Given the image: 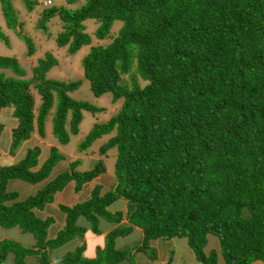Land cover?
<instances>
[{"label":"trees","instance_id":"16d2710c","mask_svg":"<svg viewBox=\"0 0 264 264\" xmlns=\"http://www.w3.org/2000/svg\"><path fill=\"white\" fill-rule=\"evenodd\" d=\"M23 2L28 11L38 3ZM0 10L6 28L25 41L26 54L32 56L34 42L22 32L12 0H0ZM55 16L62 22L56 45L67 46L69 53L91 43L83 21L94 20L98 40L121 21L108 42L90 45L81 58L93 96L110 93L111 101L121 104L106 121L94 122L75 145L86 152L96 139L111 134L89 169L77 170L79 161H71L35 194L20 199L7 182L48 179L63 154L52 145L40 163L41 148L34 145L18 161L0 163V226H17L35 238L30 247L0 240V264L8 254L16 264L28 256L38 264H116L126 254L115 248V238L133 226L142 230L145 248L154 239L185 237L199 261L214 264L215 252L210 250L213 259L207 261L203 248L207 236L215 235L225 264H264V0H84L76 8L45 7L37 26L46 30ZM0 39L7 44L1 29ZM56 63L47 51L26 78L17 58L0 55V108L10 109L16 121L10 153L33 132L44 136L54 97L52 131L62 143L69 139L67 126L78 134L84 110H102L68 95L79 81L45 78ZM3 126L0 122V132ZM104 157L113 160L109 189L95 183L84 201L60 203L64 226L49 237L53 218H41L36 211L69 182L77 191L107 172ZM116 200L125 201L124 212L109 209ZM80 217L87 226L79 224ZM100 220L114 226L94 257L82 255L84 243L52 256L55 248L82 238L89 228L101 233Z\"/></svg>","mask_w":264,"mask_h":264},{"label":"rangeland","instance_id":"374dc122","mask_svg":"<svg viewBox=\"0 0 264 264\" xmlns=\"http://www.w3.org/2000/svg\"><path fill=\"white\" fill-rule=\"evenodd\" d=\"M43 0H37V5L32 11L26 9L23 0H12V6L15 11V15L22 23V32L31 37L34 42L35 53L32 56L26 54L25 41L16 34L12 29L6 28L4 18L0 10V29L7 37V44L0 39V55L14 56L17 58L20 66L26 72V78H30L33 74L32 68L36 65L37 59L43 57L45 52L52 53L57 59V63L53 65L45 74V78L48 80H56L58 82L79 81L78 86L71 91H68V95L77 101H88L102 108L101 111L92 113L88 110L82 112L81 122L78 124V134H72L67 126L69 132V139L62 143L52 131L51 118L55 110L57 99L54 97L53 106L46 118L44 136L40 137L37 132H33L31 137L24 141L14 153H10V130L16 125V121L13 118L10 109L0 108V122H3V128L0 132V163L7 164L9 161H18L23 157L28 148L34 145H38L41 148L40 155L38 157L40 163L47 157L49 147L54 145L58 148L59 152L63 154V158L60 159L50 172L48 179L42 180L36 184H29L20 179H10L7 182V189L16 191L18 198L23 199L28 195H33L38 189H40L46 180L54 178L58 173L64 171L68 167L70 161H79L77 169H89L93 165V160L99 156L98 148L103 144L111 135L106 134L96 139L86 152H81L75 145L84 137L87 131L91 128L94 122H104L111 115H113L119 109L121 100L117 102L111 101V94L105 93L100 97H94L89 88V82L84 77L81 58L89 50L90 45H96L99 43H106L110 39V35H114L118 28L121 26V21L116 20L110 30V35L103 40H98L94 35L96 24L94 20L87 19L83 21L85 31L91 37V43L89 45L82 46L74 53L67 51V46L58 47L55 42V38L61 31L62 22L55 16L47 22L46 30H43L37 26V21L41 17L42 10L45 7L51 5H61L68 8L79 7L84 0H77L74 3H66L65 0H51V3L47 6L42 3ZM9 74V72L7 71ZM40 104L39 96L34 93V105L37 108ZM110 152V151H109ZM104 164L107 167V172L97 176L93 180L85 183L81 190H74V182L71 181L65 185L60 191L54 194L52 202L47 203L43 210L36 211L37 215L41 218L50 216L53 218V222L47 229L49 237L55 236L56 233L64 226L65 214L59 209V204H65L72 206L75 203L84 201L90 194V189L95 183L101 184L102 190L109 189L110 184L113 181L111 176L113 160L110 158H103ZM109 209L114 212L116 210L126 209L125 201L116 200ZM79 224L87 226L88 223L80 217ZM126 222V219H122V223ZM114 226L113 223H108L104 220L99 221L98 228L102 232L111 229ZM89 228V226H88ZM102 233L101 236L92 234L90 228L84 234L82 238L75 237L74 239L65 242L63 245L55 248L52 251V256H63L79 245H85V249L82 253L87 258L95 256L96 247L103 246L105 240ZM142 235L140 231H137L133 226L130 231H127L124 235L115 238V248L121 250L126 254V257L118 260L116 264H160V260H165V264H200L196 260L194 251L189 245L186 244L185 237H175L170 240L158 238L149 242V247H144L142 244ZM10 239L17 241L19 244L30 247L35 243L33 234L29 232H23L19 227L5 228L0 226V240ZM207 247H204L206 253L209 249L215 252V263L224 264L221 255V248L219 239L215 235L207 236ZM142 246L144 251L139 250L137 247ZM138 250H137V249ZM95 253V254H94ZM94 254V255H93ZM155 254V258H151ZM93 255V256H92ZM209 261L212 257H208ZM213 259V258H212ZM214 263V264H215ZM255 262L254 264H259ZM3 264H16L12 254H8ZM24 264H38V260L34 256H28L25 258Z\"/></svg>","mask_w":264,"mask_h":264},{"label":"crops","instance_id":"0c3cea01","mask_svg":"<svg viewBox=\"0 0 264 264\" xmlns=\"http://www.w3.org/2000/svg\"><path fill=\"white\" fill-rule=\"evenodd\" d=\"M134 227H135V229H137V231H140L141 234H142V230H141L139 227H137V226H134ZM107 231H108V230H106L105 232H102V233L105 234ZM102 233H98V234H97V233H92V234H95L96 236L99 237V236L102 235ZM154 240H155V239H154ZM97 247H98V246H97ZM204 247H207V245H205ZM210 250H211V249H209V252H210ZM213 251H214V250H213ZM220 251H221V250H220ZM209 252H208V253H209ZM204 253H205L206 255H208V253H206L205 250H204ZM94 254H95V253H94ZM94 254H93V255H94ZM93 255H92V256H93ZM220 256H222V255H220ZM196 260H197L198 263L203 264V263H202L201 261H199L197 258H196ZM223 261H224V260H223ZM255 262H257V261L252 262V264H254ZM258 262H260V261H258ZM160 264H165V260H160ZM215 264H220V263L216 262ZM224 264H225V262H224ZM259 264H261V262H260Z\"/></svg>","mask_w":264,"mask_h":264},{"label":"built area","instance_id":"2783aa9c","mask_svg":"<svg viewBox=\"0 0 264 264\" xmlns=\"http://www.w3.org/2000/svg\"><path fill=\"white\" fill-rule=\"evenodd\" d=\"M50 2H51V0H44V1H43V4H44V5H47V4H50Z\"/></svg>","mask_w":264,"mask_h":264},{"label":"clouds","instance_id":"9594fccd","mask_svg":"<svg viewBox=\"0 0 264 264\" xmlns=\"http://www.w3.org/2000/svg\"><path fill=\"white\" fill-rule=\"evenodd\" d=\"M43 1H44V0H43ZM43 1H42V3H43ZM70 162H71V161H70ZM75 169H77V166L75 167ZM77 170H78V169H77ZM82 187H83V186H82ZM81 189H82V188H81ZM81 189H80V190H81Z\"/></svg>","mask_w":264,"mask_h":264},{"label":"water","instance_id":"95a60500","mask_svg":"<svg viewBox=\"0 0 264 264\" xmlns=\"http://www.w3.org/2000/svg\"><path fill=\"white\" fill-rule=\"evenodd\" d=\"M36 83H40V80H37ZM167 264H169V263H167Z\"/></svg>","mask_w":264,"mask_h":264}]
</instances>
